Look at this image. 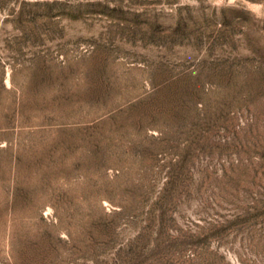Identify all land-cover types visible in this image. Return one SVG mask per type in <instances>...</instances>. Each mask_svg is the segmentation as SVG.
<instances>
[{"label":"rangeland","instance_id":"rangeland-1","mask_svg":"<svg viewBox=\"0 0 264 264\" xmlns=\"http://www.w3.org/2000/svg\"><path fill=\"white\" fill-rule=\"evenodd\" d=\"M0 264H264V0H0Z\"/></svg>","mask_w":264,"mask_h":264},{"label":"clouds","instance_id":"clouds-1","mask_svg":"<svg viewBox=\"0 0 264 264\" xmlns=\"http://www.w3.org/2000/svg\"><path fill=\"white\" fill-rule=\"evenodd\" d=\"M228 2H229V3H232V2H233V0H228Z\"/></svg>","mask_w":264,"mask_h":264}]
</instances>
